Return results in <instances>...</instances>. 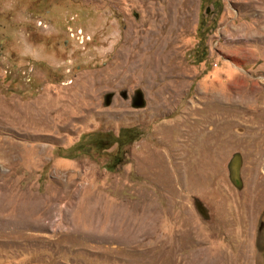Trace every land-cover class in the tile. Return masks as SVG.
<instances>
[{"label":"rangeland","instance_id":"374dc122","mask_svg":"<svg viewBox=\"0 0 264 264\" xmlns=\"http://www.w3.org/2000/svg\"><path fill=\"white\" fill-rule=\"evenodd\" d=\"M261 221L264 0H0V264H264Z\"/></svg>","mask_w":264,"mask_h":264},{"label":"trees","instance_id":"16d2710c","mask_svg":"<svg viewBox=\"0 0 264 264\" xmlns=\"http://www.w3.org/2000/svg\"><path fill=\"white\" fill-rule=\"evenodd\" d=\"M138 132L130 127H120L115 133L111 131H91L80 135L78 140L67 148L72 155L87 152L89 149L102 151L114 146L113 153L107 160L108 169L122 161L126 153L125 146L136 139Z\"/></svg>","mask_w":264,"mask_h":264},{"label":"water","instance_id":"95a60500","mask_svg":"<svg viewBox=\"0 0 264 264\" xmlns=\"http://www.w3.org/2000/svg\"><path fill=\"white\" fill-rule=\"evenodd\" d=\"M207 11V9H206ZM238 159L236 158V156H234L232 158V160H230V162L228 163V171H229V177L230 180L236 185L239 186V178H238Z\"/></svg>","mask_w":264,"mask_h":264},{"label":"flooded vegetation","instance_id":"af4514ba","mask_svg":"<svg viewBox=\"0 0 264 264\" xmlns=\"http://www.w3.org/2000/svg\"><path fill=\"white\" fill-rule=\"evenodd\" d=\"M262 225H263V222L261 221L260 222V226L262 227ZM260 230H261V228H260ZM262 230L264 231V228L262 227Z\"/></svg>","mask_w":264,"mask_h":264}]
</instances>
